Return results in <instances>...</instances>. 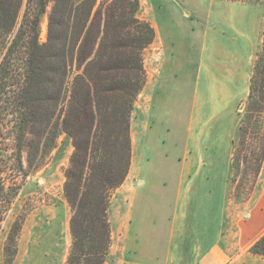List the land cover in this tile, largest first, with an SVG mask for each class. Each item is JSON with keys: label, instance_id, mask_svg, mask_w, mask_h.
I'll return each mask as SVG.
<instances>
[{"label": "trees", "instance_id": "obj_1", "mask_svg": "<svg viewBox=\"0 0 264 264\" xmlns=\"http://www.w3.org/2000/svg\"><path fill=\"white\" fill-rule=\"evenodd\" d=\"M24 3L0 0V229L17 193L5 178L11 162L3 126L13 124L20 172L24 148L30 167L40 169L65 133L74 147L64 187L72 210L68 264H106L110 199L129 175L131 118L147 83L144 52L155 30L139 19L138 0H27L20 21ZM51 3L48 41L41 44V20ZM245 104L241 139L253 134L262 142L264 42ZM256 147L262 150L257 175L264 143ZM251 159L242 163L247 167ZM16 238L9 236L7 255ZM250 251L264 257V236Z\"/></svg>", "mask_w": 264, "mask_h": 264}, {"label": "crops", "instance_id": "obj_2", "mask_svg": "<svg viewBox=\"0 0 264 264\" xmlns=\"http://www.w3.org/2000/svg\"><path fill=\"white\" fill-rule=\"evenodd\" d=\"M138 1L139 19L155 30L145 50L157 59L144 63L147 86L183 85L193 101L170 181L151 180L133 151L129 175L110 201L106 264H264L250 251L264 236V157L251 197L243 204L229 199L240 108L264 42V3Z\"/></svg>", "mask_w": 264, "mask_h": 264}, {"label": "rangeland", "instance_id": "obj_3", "mask_svg": "<svg viewBox=\"0 0 264 264\" xmlns=\"http://www.w3.org/2000/svg\"><path fill=\"white\" fill-rule=\"evenodd\" d=\"M255 1L264 3V0ZM26 3L27 0L20 21ZM52 6L51 3L41 20V44L48 41ZM155 53L151 49L145 51L144 63L151 66L149 58L156 62ZM155 85L156 81L152 86ZM152 88L146 83L134 104L131 118L132 155L134 151L136 158L141 159L140 164L151 180L164 185L166 180H171L172 171L181 165L193 97L189 87L176 85L168 88L164 80ZM245 106L243 104L240 108V120L245 118ZM12 126L8 122L3 126L2 144L4 154H9L11 162L5 178L8 184H17V193L0 229V264H68L73 243L70 228L72 210L64 187L65 172L74 151L72 140L67 134H61L57 147L50 152L40 169L30 167L29 149L24 148L21 154L24 172H20L17 169L16 138ZM259 143L264 141H257L253 134H249L244 141L238 135L234 141L233 153L239 154L240 161H235L234 165L233 158L230 166L229 199L233 204H243L254 191L258 168L256 159L262 154V150L256 147ZM253 152L256 155L253 156ZM247 157L253 159L246 167L242 161ZM216 163L219 165L220 162ZM116 192L112 193L110 201L115 200ZM16 224H19V229ZM11 234H17L16 244L12 245L13 253L7 255L5 246Z\"/></svg>", "mask_w": 264, "mask_h": 264}]
</instances>
